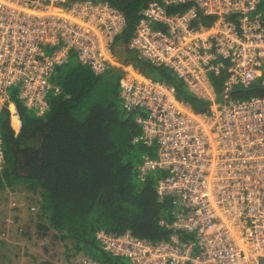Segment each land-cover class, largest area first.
Listing matches in <instances>:
<instances>
[{"label":"built area","instance_id":"1","mask_svg":"<svg viewBox=\"0 0 264 264\" xmlns=\"http://www.w3.org/2000/svg\"><path fill=\"white\" fill-rule=\"evenodd\" d=\"M112 1L0 0V121L18 135L20 105L43 116L71 59L97 75L119 69L121 104L140 128L133 142L154 150L138 175L157 176L156 196L174 210L162 221L169 238L100 229V249L123 264H264V94L236 97L264 89V0H148L120 46L127 22ZM121 49L168 68L204 108ZM5 159L0 124V168ZM72 264L105 263L82 253Z\"/></svg>","mask_w":264,"mask_h":264},{"label":"trees","instance_id":"2","mask_svg":"<svg viewBox=\"0 0 264 264\" xmlns=\"http://www.w3.org/2000/svg\"><path fill=\"white\" fill-rule=\"evenodd\" d=\"M147 2L112 1L123 11L127 22L118 45L128 42ZM202 21L209 24L211 19ZM119 55L144 73L178 85L181 95L193 107L204 108V103L187 94L185 86L168 68L154 67L136 53L123 49L119 50ZM121 74L119 69L111 68L97 75L71 59L57 68L52 77L60 93L49 96L50 106L43 116L20 105L23 128L18 135L11 130L6 118L1 117L6 159L0 168V193H24L35 199L28 210L41 220L45 232L52 230L58 240L69 246L64 250L66 264H72L82 253L105 264H123L100 249L95 237L100 229L131 230L137 236L154 241L167 239L171 234L162 223L173 219L171 200H158L157 176L149 175L142 180L138 175L143 156L154 155V150L133 142L140 128L135 123V112L127 111L121 104ZM214 82L220 92L222 78H214ZM258 88H239L236 97L264 94V89ZM15 202L17 204H11L10 208L19 207L18 201ZM0 242L11 244L13 241L5 236ZM31 243L36 245V241L31 240ZM35 256L23 254V263H28L27 258L32 257L31 264H42L38 262L40 259L45 264H56ZM16 257L19 264H23L19 255Z\"/></svg>","mask_w":264,"mask_h":264},{"label":"rangeland","instance_id":"3","mask_svg":"<svg viewBox=\"0 0 264 264\" xmlns=\"http://www.w3.org/2000/svg\"><path fill=\"white\" fill-rule=\"evenodd\" d=\"M72 61L76 62L77 59L74 58ZM16 200L19 207L10 208L11 204L12 206L17 204ZM33 203H35V199L28 195L24 196V193H17V195L15 193H0V239L6 236L8 240L13 241L11 244L0 242V264H19L20 261L16 257L18 255L23 263L25 261L23 254L26 256L33 254L34 257L39 255L56 264H66L64 256L67 252L64 250L69 246L58 240L52 230L45 232L46 230L41 227V220H38L36 214H32L28 210ZM10 209L14 211H9ZM31 240L36 241V245H33ZM27 259L28 263L23 264H31L29 259L32 260V257ZM124 261L129 263L128 259H124ZM38 262L45 264L42 259Z\"/></svg>","mask_w":264,"mask_h":264}]
</instances>
